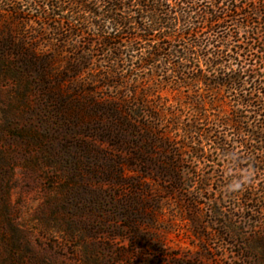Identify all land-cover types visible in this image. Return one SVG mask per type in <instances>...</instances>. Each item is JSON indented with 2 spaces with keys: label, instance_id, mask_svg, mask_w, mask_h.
I'll return each mask as SVG.
<instances>
[{
  "label": "trees",
  "instance_id": "trees-1",
  "mask_svg": "<svg viewBox=\"0 0 264 264\" xmlns=\"http://www.w3.org/2000/svg\"><path fill=\"white\" fill-rule=\"evenodd\" d=\"M29 2L47 4L52 35L43 45L27 43L18 35L30 30L45 36V26L9 27L0 37V73L42 90L84 72L93 89L125 88L119 96L86 101L103 112L110 139L147 144L158 155L151 163L172 191H189L197 163L215 164L196 176L214 215L220 216L222 205L214 178L235 194L248 221L264 215V186L257 182L264 178V62L251 46L257 6L239 0ZM49 97L67 99L60 91ZM141 156L135 160L145 164ZM129 165L124 159L116 164L124 183L131 181ZM190 203L196 210L204 205L199 198ZM221 220L232 228V221ZM253 237L264 245V235Z\"/></svg>",
  "mask_w": 264,
  "mask_h": 264
},
{
  "label": "rangeland",
  "instance_id": "rangeland-1",
  "mask_svg": "<svg viewBox=\"0 0 264 264\" xmlns=\"http://www.w3.org/2000/svg\"><path fill=\"white\" fill-rule=\"evenodd\" d=\"M29 1L0 3V37L20 23L45 26V36L18 35L27 43L43 45L52 35L47 4ZM239 1L257 6L251 46L264 62V0ZM89 81L84 72L42 90L0 73V264H264V245L253 237L264 235V215L248 221L235 194L218 184L221 178L212 181L222 202L214 215L196 176L215 164L197 163L188 192L170 190L151 163L158 155L142 141L110 139L103 112L86 102L125 88L93 89ZM58 91L65 103L49 97ZM139 153L145 164L136 162ZM120 159L130 164V183L119 178ZM257 182L264 186V178ZM198 198L204 205L196 210L190 201Z\"/></svg>",
  "mask_w": 264,
  "mask_h": 264
}]
</instances>
